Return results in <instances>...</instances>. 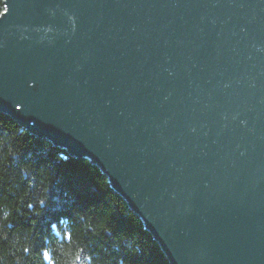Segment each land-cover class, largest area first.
Here are the masks:
<instances>
[{"label":"water","instance_id":"water-1","mask_svg":"<svg viewBox=\"0 0 264 264\" xmlns=\"http://www.w3.org/2000/svg\"><path fill=\"white\" fill-rule=\"evenodd\" d=\"M3 4L0 112L99 167L171 264H264V0Z\"/></svg>","mask_w":264,"mask_h":264},{"label":"trees","instance_id":"trees-1","mask_svg":"<svg viewBox=\"0 0 264 264\" xmlns=\"http://www.w3.org/2000/svg\"><path fill=\"white\" fill-rule=\"evenodd\" d=\"M3 10V0H0V14ZM0 119L22 127L6 113L0 112ZM26 130L24 137L11 138L7 132L0 133V210L12 212L11 227L8 221L0 223V259L4 264H17L14 257L18 250L29 243L38 245L49 235V225L61 216L74 217V244L99 255L101 264H116L111 257L103 259L110 255L122 256L129 264H171L141 218L111 187L107 175L99 167L87 158L70 155L50 139ZM9 145L14 155L9 154ZM22 163L32 166L28 177L31 184L26 180L17 188L12 181L18 179L15 174ZM42 189H46L48 199L41 211L38 209L33 214L32 210L25 209L28 215L17 211L28 191ZM121 233L135 236L147 248V254L143 250L136 253L126 250V244L117 241L119 237L114 239ZM23 264L43 262L29 259ZM58 264H63L62 258Z\"/></svg>","mask_w":264,"mask_h":264},{"label":"clouds","instance_id":"clouds-1","mask_svg":"<svg viewBox=\"0 0 264 264\" xmlns=\"http://www.w3.org/2000/svg\"><path fill=\"white\" fill-rule=\"evenodd\" d=\"M9 10V0H6ZM54 14V12L52 13ZM4 13L0 15L3 17ZM69 19L73 21V27L75 26L73 15H69ZM45 35L52 31L51 26H48L43 29ZM44 37H42L43 39ZM257 51H264V46L256 45ZM30 85L34 82H29ZM17 108H20V105H17ZM244 123V121H242ZM7 132L11 138L14 137H24L27 133V130L17 126L11 122H5L3 119H0V133ZM2 142V140H0ZM23 142V141H18ZM8 152L11 155H14L12 146H8ZM59 158V155L58 157ZM31 165L28 166V163H22L19 165L16 170V176L18 179H13L12 183L14 187L21 188V185L24 181L27 180L28 184H31V180L28 179L31 173ZM103 183V181H102ZM27 198V199H26ZM48 196L46 194V189H42L38 192H29L26 194V197L21 201V206L17 209L18 212H24L25 209L32 210V213L35 214L37 210H42L43 205L45 204ZM39 206V207H37ZM78 213V212H77ZM77 213L75 217L77 216ZM25 215H28V212H24ZM12 216L11 211L0 210V223L2 221H8V226H12V222L9 217ZM76 228V220L71 216H61L58 220L53 221L48 228L49 235L46 236L43 240L39 242L38 245L29 243L24 246L22 249H19L16 258L17 264H23V261L29 259H39L43 264H58V261L62 258L63 264H101V257L92 251L86 250L85 246L75 245L73 242V233ZM119 237V240H117ZM114 239L117 241H123L126 244V250H130L133 253L143 250L147 254L148 250L144 244L139 241L135 236L127 237L126 234L121 233L119 236H116ZM104 245V244H103ZM105 247V245H104ZM39 253V256L36 257L35 254ZM116 261V264H129L128 261L124 260L122 256L110 255L103 257L104 260L109 259ZM0 264H4V261L0 259Z\"/></svg>","mask_w":264,"mask_h":264}]
</instances>
